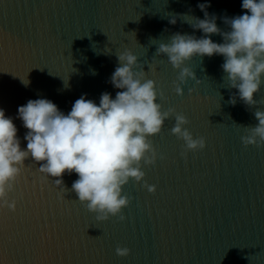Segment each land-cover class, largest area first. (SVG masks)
Returning <instances> with one entry per match:
<instances>
[{
  "label": "water",
  "instance_id": "water-1",
  "mask_svg": "<svg viewBox=\"0 0 264 264\" xmlns=\"http://www.w3.org/2000/svg\"><path fill=\"white\" fill-rule=\"evenodd\" d=\"M198 3L210 4L225 31L223 18L245 11L242 0H0V109L13 118L21 148L27 129L19 106L45 98L67 114L81 95L97 104L103 92L115 98L109 81L125 50L155 81L161 110L184 114L193 138L205 139L204 149L182 156L184 142L170 131L174 116L166 119L149 138L155 164L141 161L144 181L156 190L130 179L123 221L98 222L71 191L77 174L62 176L64 193L29 157L8 193L15 211L0 208V264H264V145L245 147L248 133L239 126L256 125L253 112L264 104L248 108L238 96L228 103L237 90L229 88L222 56L185 62L199 84H180L167 57H154L174 33L202 35L190 16L178 15L203 19ZM254 99L264 100V82ZM117 246L129 255L117 256Z\"/></svg>",
  "mask_w": 264,
  "mask_h": 264
},
{
  "label": "clouds",
  "instance_id": "clouds-1",
  "mask_svg": "<svg viewBox=\"0 0 264 264\" xmlns=\"http://www.w3.org/2000/svg\"><path fill=\"white\" fill-rule=\"evenodd\" d=\"M209 6L208 3L197 4L204 14L203 19L178 14L192 18V23L185 22L194 31H200V37L174 33L168 43L159 44L154 57H167L173 69L179 70L177 80L180 84L187 79L199 84L200 80L193 70L184 66L185 62L194 57L222 56L221 68L229 81V88L237 90L228 103L234 106L238 96L248 108L264 104V100L254 99L264 82V0H242L244 14L223 18L227 31L217 26L215 14L209 15L206 10ZM169 23L175 24L176 17L173 16ZM213 35L221 36L222 42H214ZM116 58L118 66L109 81L118 89L115 98L103 92L97 104L81 95L67 114L45 98L29 99L19 106L18 118L27 129L23 138L27 142L26 148H21L13 118L0 109V208L15 211L16 202L9 201L8 193L14 190L25 167L24 161L31 157L33 162L40 164L38 171L41 174L57 177L53 183L64 193L68 189L62 176L77 174L71 191L88 212L95 214L98 222L107 221L110 216L123 221L122 209L129 205L131 197L122 194V188L130 179L136 183L143 181L141 186L149 193L156 190L155 185L144 181L141 161L144 166L155 164L157 152L149 138L160 133L166 119L174 116L170 131L184 142L182 156L187 151L204 149L205 139L193 138L185 127L189 120L184 114L171 107L161 110V104L156 102V83L146 79L138 58L129 50L117 54ZM21 83L27 86L29 81L21 80ZM174 91L183 95L179 85ZM159 95L162 97V93ZM253 115L258 121L256 125H239L248 133L241 137L245 147L264 145V111L256 108ZM129 251L126 247L117 246L115 249L120 257L129 255Z\"/></svg>",
  "mask_w": 264,
  "mask_h": 264
}]
</instances>
